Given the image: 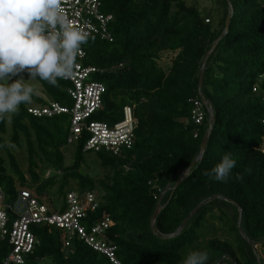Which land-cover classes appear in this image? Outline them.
Listing matches in <instances>:
<instances>
[{"label": "trees", "instance_id": "obj_1", "mask_svg": "<svg viewBox=\"0 0 264 264\" xmlns=\"http://www.w3.org/2000/svg\"><path fill=\"white\" fill-rule=\"evenodd\" d=\"M99 2L101 11L114 18L109 27L113 41L89 36L81 45L84 64L103 70L92 78L105 86L101 108L90 119L112 125L122 119L125 105H133L132 147L118 156L94 153L102 177L93 178L84 172L89 152L82 151L83 137L72 144L73 159L65 164L69 115L36 117L27 112L29 103L22 104L11 122L0 120V189L6 200L16 198V182L47 205L62 203L70 190L97 192L100 205L83 224L110 218L106 238L116 246L121 264H181L190 251L206 252V264L222 258L219 264H264V0H214L209 10L199 9L196 0ZM228 5L227 33L208 57L201 85L214 122L201 158L171 191L198 156L207 130L205 106L201 126L189 122V100L199 99L201 61L223 30ZM165 53H172L166 71L159 66ZM36 80L48 99L33 93L31 101L38 107L49 101L71 107L67 82L59 79L52 86ZM12 150L25 152L28 178ZM225 154L235 167L225 181H214L210 169ZM166 187L170 190L160 202L153 232L150 219ZM44 194L50 201L41 199ZM214 196L236 207L208 200ZM202 202L176 237L162 239ZM238 209L241 231L252 247L238 233ZM32 230L38 245L26 264H110L76 239L63 248L59 230ZM8 250L7 242L0 241V258Z\"/></svg>", "mask_w": 264, "mask_h": 264}, {"label": "built area", "instance_id": "obj_2", "mask_svg": "<svg viewBox=\"0 0 264 264\" xmlns=\"http://www.w3.org/2000/svg\"><path fill=\"white\" fill-rule=\"evenodd\" d=\"M63 7L71 26L87 31L89 36L109 43L113 41L109 27L114 18L101 11L99 0H63ZM85 57V51L81 47L72 74L61 79L69 84L66 93L72 102L70 108L50 101L43 107H29L27 112L36 117L67 114L70 117L67 144H74L83 137V152L105 151L118 156L123 149H130L133 144L136 127L134 106L125 105L122 108V119L112 125L91 120V115L101 108L105 86L92 78L103 70L84 64ZM189 102V122L194 126H201L205 105L200 98L190 99ZM261 123L264 127V115ZM99 205L98 195L88 190H70L66 192L62 203L47 205L25 188H18L16 198L8 202L0 189V241H6L9 249L0 258V264H26L38 245V239L32 230L34 226L61 231L63 248L69 247L72 239H76L105 256L110 264H121L116 257V246L106 238V232L112 225L110 218L104 216L89 227L83 224L86 215L94 213Z\"/></svg>", "mask_w": 264, "mask_h": 264}, {"label": "clouds", "instance_id": "obj_3", "mask_svg": "<svg viewBox=\"0 0 264 264\" xmlns=\"http://www.w3.org/2000/svg\"><path fill=\"white\" fill-rule=\"evenodd\" d=\"M88 40L87 31L67 21L63 0H0V120L11 122L19 106L31 102L33 88L27 80L55 86L69 77L81 45ZM25 71L27 80L18 77ZM234 167L235 161L225 154L209 175L223 182ZM207 260L206 252L190 251L181 264H206Z\"/></svg>", "mask_w": 264, "mask_h": 264}, {"label": "water", "instance_id": "obj_4", "mask_svg": "<svg viewBox=\"0 0 264 264\" xmlns=\"http://www.w3.org/2000/svg\"><path fill=\"white\" fill-rule=\"evenodd\" d=\"M227 1V0H226ZM228 9H229V12L228 14L226 15L225 17V21H224V27H223V30L222 32L217 36L216 39L213 40V42L211 43L208 51L205 53L202 61H201V66H200V70H199V76H198V86H197V91H198V97L200 98V100L203 102V104L205 105L206 107V111H207V114H208V123H207V130L205 131L202 139H201V143H200V149H199V153H198V156L196 158L193 159V161L191 162L190 166L184 171V173L179 177V179L176 181V183L174 184V186L171 188V191H173L179 184L181 181L184 180V178L187 176V173L189 171V169L201 158L203 152H204V148H205V145H206V141H207V136L212 128V124L214 122V117H213V113H212V109H211V106L210 104L205 100V98L203 97L202 93H201V85H202V78H203V74H204V67H205V64H206V61L208 59V57L211 55V53L213 52V50L215 49V47L217 46L218 42L225 36V34L227 33V29H228V24H229V19H230V15H231V7L230 5H228ZM170 188L169 187H166L161 193H160V196L157 200V203H156V206H155V209H154V212L152 214V217L150 219V228L151 230L154 232V221L156 219V216L157 214L159 213L160 211V202L164 196V194L169 191ZM209 201H212V200H223L227 203H230L232 204L233 206L236 207V205L234 203H232L231 201H229L228 199L224 198V197H220V196H214V197H211L208 199ZM204 202L198 204L185 218L184 220L181 222V224L178 226V228L176 229V231L171 234V235H168V236H165V237H162V239L164 240H167V239H170V238H173V237H176L180 232L181 230L184 228V226L186 225V223L194 216V214L198 211V209L202 206ZM240 216H241V210L238 209V220H237V230H238V233L242 236V238L252 247L253 246V243L250 242L246 235H244L241 231V228H240ZM223 260L220 259V261H218L217 264H219L221 261Z\"/></svg>", "mask_w": 264, "mask_h": 264}, {"label": "rangeland", "instance_id": "obj_5", "mask_svg": "<svg viewBox=\"0 0 264 264\" xmlns=\"http://www.w3.org/2000/svg\"><path fill=\"white\" fill-rule=\"evenodd\" d=\"M214 0H196V4L199 7V9H211L214 7L213 5ZM187 3H191L192 0H186ZM172 56V53H165L162 55L161 59L159 60V66L162 70L166 71L168 65H169V59ZM23 79L27 80L28 74L25 71L24 75L22 77ZM27 84H29L33 88V93L36 96L42 97L44 100L48 101L47 98H44L43 95H41L39 84L37 83L36 79H29L26 81ZM50 102V101H49ZM48 102V103H49ZM30 107H38L39 105L36 103H33L32 101L29 103ZM15 161L21 171L25 173L26 178H28V175L26 173V156L25 152L23 150H12ZM62 153L64 155L65 164L69 165L73 159V147L72 144H67L64 148H62ZM87 163H88V169L84 170L85 173L89 174L91 177L99 179L102 177L101 168L99 167V164L94 156V153H86L85 155ZM72 183V182H71ZM17 188H23L19 187L18 183L16 182ZM97 193V192H96ZM42 200L50 201L47 195H43ZM220 261V260H219ZM44 264H48L47 261L44 262Z\"/></svg>", "mask_w": 264, "mask_h": 264}]
</instances>
